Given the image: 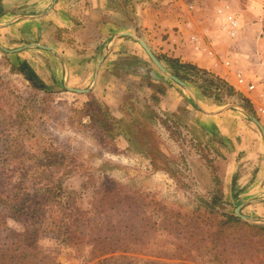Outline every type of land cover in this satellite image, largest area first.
<instances>
[{
  "label": "rangeland",
  "instance_id": "374dc122",
  "mask_svg": "<svg viewBox=\"0 0 264 264\" xmlns=\"http://www.w3.org/2000/svg\"><path fill=\"white\" fill-rule=\"evenodd\" d=\"M42 1L0 0V264H264V0H110L113 60L86 0ZM213 9L227 79L161 45Z\"/></svg>",
  "mask_w": 264,
  "mask_h": 264
},
{
  "label": "crops",
  "instance_id": "0c3cea01",
  "mask_svg": "<svg viewBox=\"0 0 264 264\" xmlns=\"http://www.w3.org/2000/svg\"><path fill=\"white\" fill-rule=\"evenodd\" d=\"M164 1L167 3V9H169L171 6H173L175 4H176V6L180 4V2H179L180 0H164ZM46 2H47V0L42 1V2H40L41 3L40 5H43V3L45 5V4H47ZM86 2L89 3L90 7H91V10L89 11V17L91 19L97 18L98 23L101 22L99 25H98V23L95 25L99 28L97 31V34H100L102 36H108V38L106 37L104 40H102V44L100 41V44L98 45V48L100 50H103L102 55H105L107 53L109 55V57H111V59L113 60L115 57L114 55L120 49L121 45H123L125 43L127 45L126 40L128 42H131V43L133 42V44H136V41L131 36L132 33H130V31H123L122 32L123 27H122V25H121L122 23L120 21V11H119V9H117L115 11L116 7H109L108 6L109 5L108 2H110V0H86ZM112 4L115 6L114 2ZM188 6H189V9L191 8V10L195 9L194 5L191 3H189ZM188 6H187V9H188ZM67 7L69 8V10L72 11L73 6L68 4ZM80 10H81V8H79V11ZM140 12L141 11H139V14H140ZM187 12L188 11H186V13L183 15H181L180 13L179 14L176 13L177 16H179V19L177 17V20L174 21L175 23H171L172 21H170L168 19V17H167L168 13L163 12L162 16L160 14L159 19H161L162 22H165L164 24L163 23L162 24L165 27H168V29H169L167 32H164V30H161V32L169 34V38L167 39V41L166 42L164 41L161 43V45L163 46V49H165V51H169V52L173 51L174 53H180V54H182V58L187 59L188 61H190V63H195V64L197 63V66L202 67V68H206V69H210V71L216 72L217 75H221L225 79H227V77H231V76L234 77L229 70L231 68H227L226 66L223 67L221 64H219L215 61V56H211L209 54V52H212L211 50H207L208 48H205V46L201 47V46H198L196 44H193L190 40L191 36H194V35L198 36L199 33H205L208 35V39L211 40V42H212L211 44L214 46L216 45L215 40L216 41H218V40H217V37H215V35L218 34V29H217V31H215L212 28V26H214V24L211 22L213 16H215L216 10L213 9V11H210L209 14H207V11H205L204 14L208 15V19H207L208 21L202 24V27H201L202 30L195 29V30H192L191 32L188 31L186 28V26H189V23H188V20L186 23L185 19L190 18V14H189L190 12L189 13H187ZM139 14L135 13L134 15H139ZM146 15H148V14H146ZM147 18L152 19L154 21V23H156V21H157V20L156 21L154 20L153 15L148 16ZM192 24H193V26L195 25L194 22H192ZM163 25H162V27H164ZM93 26H94V24H93ZM111 27L113 28V30H110ZM88 30L91 31L90 27ZM187 31H188V37H186L184 34ZM111 34L114 35L113 38H111ZM122 36H127V38L125 39ZM201 39H203V38H201ZM124 40H125V42H124ZM133 44L128 43V45L130 47H135V45L133 46ZM235 46H237V44H231L230 45L232 50H234L233 47H235ZM104 59H105V57H104ZM104 59L102 60V62L104 61ZM230 59L233 61L232 57ZM234 61H236V60H234ZM99 62L97 65H99ZM102 62L100 63V65L102 64ZM230 62L231 61L229 60V63ZM104 63H105V61L103 62V65H101V67L104 66ZM230 67H233V65ZM155 79H159V78H157V76H156ZM156 81L160 82L159 80H156ZM169 109L173 110V108H169ZM190 111H192V110H190ZM192 113H194V112L193 111L190 112L191 115H193ZM204 116L206 117V120H205V118L203 119L202 117H200L199 118L200 122L196 123L197 125H203L205 123H210L215 119V118L212 119V117H214L212 115H204ZM196 120H198V116H197Z\"/></svg>",
  "mask_w": 264,
  "mask_h": 264
},
{
  "label": "water",
  "instance_id": "95a60500",
  "mask_svg": "<svg viewBox=\"0 0 264 264\" xmlns=\"http://www.w3.org/2000/svg\"><path fill=\"white\" fill-rule=\"evenodd\" d=\"M146 49H147V48H146ZM149 55H150V58L153 60V62L158 66V68H160V70H161L162 72H164L168 77H170L172 80H174V81L177 82L178 84H180V85L186 87V86H185V83L182 82L180 79H178V78L175 77L174 75L167 74L166 69H164V68L162 67V65H160V63L156 60V58H155L152 54L149 53ZM102 60H103V59L101 58V60H100V62H99V65H100V63L102 62ZM99 65H98V66H99ZM252 120L257 124V126L260 128V130L262 131V134H263V136H264V131H263V128H262L261 124H260L256 119H254V118H253ZM263 221H264V219H263Z\"/></svg>",
  "mask_w": 264,
  "mask_h": 264
},
{
  "label": "built area",
  "instance_id": "2783aa9c",
  "mask_svg": "<svg viewBox=\"0 0 264 264\" xmlns=\"http://www.w3.org/2000/svg\"><path fill=\"white\" fill-rule=\"evenodd\" d=\"M228 22H229V29H230V35L233 37L235 35V25H236V21L229 16L228 17ZM210 55H212V52H209ZM241 80H239L240 82Z\"/></svg>",
  "mask_w": 264,
  "mask_h": 264
}]
</instances>
